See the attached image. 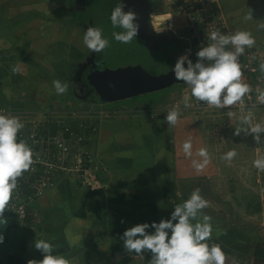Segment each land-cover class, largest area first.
Wrapping results in <instances>:
<instances>
[{"label":"crops","instance_id":"0c3cea01","mask_svg":"<svg viewBox=\"0 0 264 264\" xmlns=\"http://www.w3.org/2000/svg\"><path fill=\"white\" fill-rule=\"evenodd\" d=\"M79 2L0 0V105L34 115L92 116L100 128L93 146L104 167L100 178L105 187L90 193L75 177L59 179L33 203L40 218L34 231L3 214L7 222L0 223V264L42 260L36 239L50 241L54 254L65 256L70 264H149L150 251L127 252L123 232L136 224L170 219L174 207L190 196L184 197L186 181L197 176L183 159L179 119L170 125L163 100L112 108L100 103L93 107V102L79 111L71 109L68 76L88 52L83 22L73 21L82 9ZM218 8L235 31L250 32L264 45V0H219ZM250 10L252 18L245 19ZM14 66L20 70L14 72ZM57 79L67 83L66 92L57 94ZM201 211L213 225L207 242L221 246L225 264H264L261 232L253 236Z\"/></svg>","mask_w":264,"mask_h":264},{"label":"clouds","instance_id":"9594fccd","mask_svg":"<svg viewBox=\"0 0 264 264\" xmlns=\"http://www.w3.org/2000/svg\"><path fill=\"white\" fill-rule=\"evenodd\" d=\"M124 0H119L111 12L110 21L113 28L122 31H113L116 41L129 43L137 37L139 25L137 13L125 11ZM151 17V24L157 31V20ZM252 18L250 10L245 19ZM211 43L202 47L198 52V61L193 63L188 56H181L172 71L179 81L185 82L191 90V95L208 106L225 108L236 104L250 91V86L241 79V64L238 56L245 51V46L251 47L255 38L247 31H236L231 35H224L218 30L210 34ZM83 44L94 52H100L110 45V41L103 35L100 27H89L83 35ZM234 46V51L226 46ZM207 61V63H205ZM187 64V67L185 66ZM14 72L20 70L14 66ZM264 72V63L260 65ZM57 94L67 91V83L60 80L53 81ZM257 100L264 103V91H259ZM188 105H186L187 107ZM180 113L172 109L167 113V121L175 125ZM228 116H233L229 112ZM241 121L250 124L251 114L243 115ZM24 127L23 122L16 116L0 114V223L7 222L3 213L17 187V177L28 170L33 163V151L23 140L18 139L19 131ZM241 129H236L239 135ZM248 132L256 134L254 139L261 141L260 133H264V126L255 124ZM185 155H193L192 141L185 140L182 144ZM233 149L227 152L224 159L231 160L236 156ZM202 160H193V167L197 170L204 168L209 162L206 148H199L196 152ZM258 169H264V156L253 161ZM208 206L200 189H195L188 199L177 204L171 212L170 219L162 218L159 222L140 223L127 228L121 239L123 247L129 253L141 255L147 250L152 253L149 264H225V253L219 244L211 246L207 242L213 232L211 217L202 213ZM202 217V219H198ZM195 221V222H193ZM123 222V221H122ZM150 229L154 231H150ZM4 236L0 235V243ZM35 248L43 254L42 260H29L28 264H70L63 255L54 254V245L45 239H36Z\"/></svg>","mask_w":264,"mask_h":264},{"label":"rangeland","instance_id":"374dc122","mask_svg":"<svg viewBox=\"0 0 264 264\" xmlns=\"http://www.w3.org/2000/svg\"><path fill=\"white\" fill-rule=\"evenodd\" d=\"M82 1L83 3L79 2L82 9L75 14L77 20H86L92 13L97 14L103 8L98 0ZM150 3L153 4L152 15L155 14L154 19L158 21L156 24L157 30L174 36L180 41V50L189 49V43H193L192 33L189 30L191 21L185 15L186 11L182 9V6L183 4L184 6L196 5V2L194 0L188 2L185 0H151ZM212 7L218 9L217 4ZM209 8L211 9V6ZM98 17L96 16L95 20ZM98 23L103 28V35L110 41V45L100 51L101 57L99 56V59L101 60L100 67L102 70H116L134 65L138 61L146 63L145 68L147 71L155 70L154 62L149 57L147 59L146 54H143L136 41L132 40L129 43L116 41L112 33L120 30L113 28L111 21L104 18L103 21H98ZM179 52L177 55L175 54V62L181 56H188L185 52L180 54ZM94 54V51L88 49L87 56L93 57ZM88 65L90 66V62L85 60L81 67L85 66V69L86 67L88 69ZM185 66L187 67V64ZM68 84L71 91H76L78 94L76 95L78 97L70 95L69 103L72 110H79L85 106L90 107L93 104L94 98L87 95L90 94L89 87L85 89L82 83H79L78 86L72 75L68 76ZM79 87H84V93L79 92ZM185 89L186 85L181 87L174 85L170 89L103 104L102 107L112 108L119 104L135 102L154 104L156 101L163 100L164 113H168L172 109L179 110L182 140L184 142L190 139L193 143L192 156H187L182 151L185 163L187 162L188 165L193 166L192 161L194 159L202 160L201 157L196 155L197 150L201 147L207 149L208 163H210L200 170L193 167L197 176L186 181L184 197L186 198L188 193L191 195L195 189H200L202 197L208 201V206L202 209L203 212L216 215L227 225L247 230L253 236L257 232H261L260 236L264 240V169H258L253 165L255 159L264 156V133H260L261 141L258 143L254 139L256 134L248 132L252 125L260 124L264 126V114L258 119L251 120L248 126L234 120L216 122L211 116L198 115L192 111L191 93L188 95L191 91ZM79 94H85L87 95L86 98L90 99L78 100L81 97ZM95 102L97 104L93 107H98V102ZM186 105L188 106L186 107ZM226 122L227 125H225ZM236 129H241L239 135H236ZM233 149L237 153L236 156L230 161L224 159L225 154ZM213 162L217 164L215 167L217 169L212 165Z\"/></svg>","mask_w":264,"mask_h":264},{"label":"built area","instance_id":"2783aa9c","mask_svg":"<svg viewBox=\"0 0 264 264\" xmlns=\"http://www.w3.org/2000/svg\"><path fill=\"white\" fill-rule=\"evenodd\" d=\"M194 1L197 6H182L191 21L189 30L193 39V43H189L190 48L183 53L188 54L193 63L199 59L197 52L211 43V32L218 30L224 35L236 32L223 11L212 7L218 5L219 0ZM226 47L234 51V46ZM238 61L241 64V79L250 86V91L241 101L222 109L208 106L206 102L191 95V109L195 114L226 121L234 120L245 126L249 124L241 121L243 115L251 114V120H255L264 114V103L257 100L259 91H264V72L260 70V65L264 63V45L255 38L254 45L245 46ZM184 85L191 91L186 83ZM230 111L233 112L231 117L228 116ZM0 114L16 116L23 122L24 127L19 131L18 139L25 141L33 151V163L17 177V187L4 209V215L23 222L34 231L38 229L40 218L33 203L55 187L59 179L75 177L90 193H97L105 187L100 178L104 167L99 152L93 146L100 128L93 122L92 116L85 117L77 112L65 117L34 115L18 112L12 106L1 105Z\"/></svg>","mask_w":264,"mask_h":264},{"label":"flooded vegetation","instance_id":"af4514ba","mask_svg":"<svg viewBox=\"0 0 264 264\" xmlns=\"http://www.w3.org/2000/svg\"><path fill=\"white\" fill-rule=\"evenodd\" d=\"M151 0H124L125 4V11H135L137 13V23L139 25V31L137 37L133 38L134 41L137 42L138 46L142 49L143 54H146L147 59H149L154 62V68L153 71H147L146 63L142 61L136 62V64L131 66H140L145 71L149 72L152 75L160 76L164 73H171L173 75L174 83L173 86L176 85V87H181L185 84L183 81H179L176 77L172 69L174 68L176 62L174 61L175 54L179 52L182 53L183 51L179 49L180 41H178L174 36H170L167 33H164L162 31L157 32L152 24H151V15L153 10V4L150 3ZM101 2L104 4V7L101 11L97 13V16H99L96 21L90 20V24L85 25L84 28L87 30L89 27L95 26L100 27V23L98 21H103V18L106 20H110L111 12L115 6L119 3V0H101ZM104 10V11H103ZM146 26H149L151 33L153 35L154 41L157 44L156 49H149L146 44L143 43L142 39H140L139 34L144 35V30L146 29ZM103 29V28H102ZM118 30L122 31V29L117 28ZM179 42V43H178ZM101 55L100 52H95L93 57L86 56V61L90 62L89 68L85 69V66L81 67L78 66L75 69V72L72 74L74 76V81L79 86V83H82L83 86L86 88L89 87L87 82V76L96 70H99L100 62L99 56ZM101 57V56H100ZM171 86V88H173ZM83 87V88H84ZM82 87H79V92L84 93V89ZM90 88V94L88 93V96H92L93 89ZM170 89V88H169ZM74 95H78L76 91H73ZM87 95L85 94H79V97L81 100H88L90 98H86ZM78 97V96H77ZM96 101V100H95ZM94 101V103H95Z\"/></svg>","mask_w":264,"mask_h":264},{"label":"water","instance_id":"95a60500","mask_svg":"<svg viewBox=\"0 0 264 264\" xmlns=\"http://www.w3.org/2000/svg\"><path fill=\"white\" fill-rule=\"evenodd\" d=\"M146 29L143 31L144 35L139 34V37L149 49H156L157 44L149 26ZM87 82L96 93L97 102L107 104L169 89L173 86L174 79L171 73L155 76L140 66H128L116 70L99 68L87 76ZM72 95L77 97L73 91Z\"/></svg>","mask_w":264,"mask_h":264},{"label":"trees","instance_id":"16d2710c","mask_svg":"<svg viewBox=\"0 0 264 264\" xmlns=\"http://www.w3.org/2000/svg\"><path fill=\"white\" fill-rule=\"evenodd\" d=\"M87 2H88V0H86ZM99 2H101V0H98ZM89 4V3H88ZM101 4L103 5V7H104V4L101 2ZM81 9H79V10H77V11H80ZM99 11H101V10H99ZM98 11V12H99ZM104 11V10H103ZM97 16V14H91L90 15V17H88V19H79V20H77V16H75V19H76V23H82L83 22V24H85V25H87V24H90V20H94V21H96L95 20V17ZM90 98H94V100H96L97 101V95H96V93L93 91V94H92V96L90 97Z\"/></svg>","mask_w":264,"mask_h":264},{"label":"bare ground","instance_id":"6f19581e","mask_svg":"<svg viewBox=\"0 0 264 264\" xmlns=\"http://www.w3.org/2000/svg\"><path fill=\"white\" fill-rule=\"evenodd\" d=\"M41 113V112H40ZM37 114V113H36Z\"/></svg>","mask_w":264,"mask_h":264}]
</instances>
